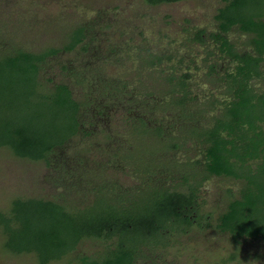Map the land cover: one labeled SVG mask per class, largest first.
Instances as JSON below:
<instances>
[{"label": "rangeland", "instance_id": "374dc122", "mask_svg": "<svg viewBox=\"0 0 264 264\" xmlns=\"http://www.w3.org/2000/svg\"><path fill=\"white\" fill-rule=\"evenodd\" d=\"M223 1L181 0L148 5L145 0H0V51L15 46L39 51L49 45H61L65 28L80 22H90L94 35L88 40L91 53L62 52L51 57L41 72L42 78L69 83L75 97L85 103L81 131L65 153L80 155L78 175L63 178L42 161L19 158L2 149L0 209L7 208L17 196L60 198L68 194L70 200L90 201L94 196L88 186L92 172L98 174L95 182L107 177V185H119L124 191L143 183L182 185L186 173L189 180L195 174L201 182V226L197 224L188 234L173 236L167 248H159L154 254L148 249L150 257L141 258V264H156L151 257H156L157 264L162 259L163 264H264L263 240H245L237 246L216 227L219 214L231 197L229 190L238 189L241 181L207 176L204 144L190 132L197 122L203 126L211 122L212 110L231 97L220 75L209 74L207 64L216 63L221 75L234 64L228 58H220L218 52L208 55L216 50L209 40L187 39L196 28L208 32L216 28L214 15ZM228 35L238 48H247V37L237 28ZM151 53L163 56V60L151 65ZM66 65L69 70L65 71ZM184 70L190 72L192 99L183 108L175 105L166 79L169 73ZM82 72L88 76L85 83L79 82ZM107 82L118 89L104 92ZM251 83L264 92V73ZM201 108L206 110L201 114L203 119L198 120L195 112ZM157 126L163 128L160 136L153 131ZM70 163L73 168L78 164L72 160ZM102 244L87 239L79 248L89 253L101 249ZM235 252L239 253L235 261L223 263ZM0 264L37 263L30 254L11 255L0 246Z\"/></svg>", "mask_w": 264, "mask_h": 264}, {"label": "trees", "instance_id": "16d2710c", "mask_svg": "<svg viewBox=\"0 0 264 264\" xmlns=\"http://www.w3.org/2000/svg\"><path fill=\"white\" fill-rule=\"evenodd\" d=\"M178 1L181 0H145L148 5ZM214 19V30L196 28L187 39L209 40L216 50L208 55L218 52L220 58H228L234 64L223 75L216 63L207 64L210 75H220L232 100L226 108L228 120H218L200 135L207 145L206 175H227L246 181L240 196L230 198L216 224L221 233H227L240 246L245 240L264 241V92L256 91L251 83L264 73V0H224ZM234 28L246 35L247 48H238L229 38ZM92 29L90 22H80L65 28L61 45H49L39 51L22 46L0 51V150L42 161L63 178L78 175L80 155L65 153L81 131L85 103L75 97L69 83L42 78L41 72L51 57L62 52L91 53L88 40L94 38ZM165 56L171 58L172 54ZM162 58L151 53L148 60L155 66ZM189 77L190 72L184 70L173 71L166 79L176 106L184 108L192 99ZM80 79L79 82H87V74L82 72ZM117 89L111 82L103 86L104 92ZM257 119H262L263 125ZM153 129L154 134H163L161 126ZM249 159H259L258 165L255 169L247 165L245 170L242 165ZM70 160L78 164L73 168ZM97 175L89 174L88 186L94 194L90 201L70 200L68 194L60 198L13 197L7 208L0 209L1 250L17 256L30 254L37 264H141L140 259L150 254L148 249L154 254L159 248H167L173 236L188 234L200 225L201 182L195 174L189 180L186 173L182 185L143 183L129 191L119 185H107V177L95 182ZM70 189L74 192V187ZM87 239L103 242L102 248L81 252L79 246ZM238 255L231 254L223 263L235 261ZM155 259L151 257L152 263L157 264ZM163 262L162 259L159 264Z\"/></svg>", "mask_w": 264, "mask_h": 264}, {"label": "flooded vegetation", "instance_id": "af4514ba", "mask_svg": "<svg viewBox=\"0 0 264 264\" xmlns=\"http://www.w3.org/2000/svg\"><path fill=\"white\" fill-rule=\"evenodd\" d=\"M256 91H258V90L256 89ZM230 95H231V97L226 100V103H221L222 105L219 106L218 109L215 108V110H212L211 115L209 117V119L211 120V122H208L205 126L201 125L200 122H197V123L194 124V126H192L190 128L191 135L194 136V138L199 139L204 144V147H205V152H204V154H205V156H204L205 157V159H204V165L206 163L207 145H206V143L204 141H202V137H201L200 134H204L206 131H208L209 129H211L218 120H228L229 116H227L228 115V112H227V109L226 108H228L227 107L229 105L228 102H230V100H232V94L230 93ZM216 101L219 102L218 100H216ZM204 110H206V109H203L202 110V108H201V109H198L195 112V115L196 114L199 115L198 120H202L203 119L204 116L202 117L201 114H202V112ZM192 115H193V118H195V115L194 114H192ZM260 120H262V119H257V123L263 125V121H260ZM245 126H247V125L245 124ZM193 127H194V129H192ZM263 129H264V127H263ZM193 130L195 131V133L193 132ZM258 132H259V130H258ZM223 134L226 135V138H229V136L226 134V132H223ZM232 160H233V158H232ZM258 162H259V159H249L248 161H246L245 165H242V167L245 168V170H246L248 168L247 165H250L252 168L255 169L257 167V165H258ZM213 175H215V174H213ZM216 176H227V175H216ZM227 177H230V176H227ZM231 178H233V177H231ZM234 179L237 180V181H239V182L241 181L240 187L238 189H235V190H233V189L232 190H229L230 191L229 193H230L231 197H233V196L239 197L240 194H241L240 191H241V189H243L244 185L246 184V181L244 179H241V178H234ZM230 198H229L228 202L230 201ZM228 202L226 203L225 209L227 208ZM225 209L222 210L221 213L223 211H225Z\"/></svg>", "mask_w": 264, "mask_h": 264}]
</instances>
